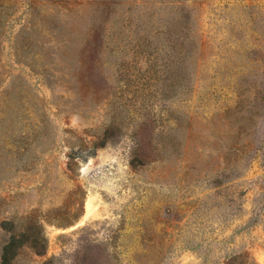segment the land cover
I'll return each instance as SVG.
<instances>
[{
	"label": "rangeland",
	"instance_id": "1",
	"mask_svg": "<svg viewBox=\"0 0 264 264\" xmlns=\"http://www.w3.org/2000/svg\"><path fill=\"white\" fill-rule=\"evenodd\" d=\"M6 221L15 264H264V0H0V264Z\"/></svg>",
	"mask_w": 264,
	"mask_h": 264
},
{
	"label": "trees",
	"instance_id": "2",
	"mask_svg": "<svg viewBox=\"0 0 264 264\" xmlns=\"http://www.w3.org/2000/svg\"><path fill=\"white\" fill-rule=\"evenodd\" d=\"M4 230L10 234L1 251L2 264H15L20 250L25 246L29 247L37 255H43L48 246V241L38 224L34 225L33 231L30 234L17 233L14 230L13 223L6 221ZM53 260H49L45 264H52Z\"/></svg>",
	"mask_w": 264,
	"mask_h": 264
},
{
	"label": "water",
	"instance_id": "3",
	"mask_svg": "<svg viewBox=\"0 0 264 264\" xmlns=\"http://www.w3.org/2000/svg\"><path fill=\"white\" fill-rule=\"evenodd\" d=\"M83 218H84V216L81 218V220H79L78 222H76L74 225L69 226L67 228H63L62 231L74 230V229L78 228L79 225L83 223Z\"/></svg>",
	"mask_w": 264,
	"mask_h": 264
}]
</instances>
